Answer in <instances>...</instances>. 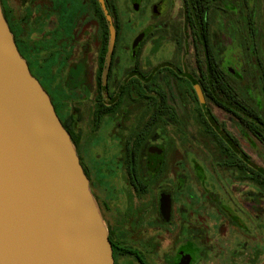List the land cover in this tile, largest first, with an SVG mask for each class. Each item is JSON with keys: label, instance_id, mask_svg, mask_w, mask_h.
Returning <instances> with one entry per match:
<instances>
[{"label": "flooded vegetation", "instance_id": "af4514ba", "mask_svg": "<svg viewBox=\"0 0 264 264\" xmlns=\"http://www.w3.org/2000/svg\"><path fill=\"white\" fill-rule=\"evenodd\" d=\"M102 1L113 27L110 5L117 17V33L114 27L115 42L104 82L109 29L100 0H24L20 7L13 0H0V6L18 53L47 93L60 123L69 121L73 146L89 188L94 184L89 150L98 143L99 132L111 125L108 136L117 141V161L128 186L138 198L146 196L144 199L152 197L154 190L153 206L142 208H153L157 224L170 226L175 212L172 189L162 188L161 183L171 171L169 154L171 157L180 152L185 145L195 149L185 126L196 124L221 157L219 166L234 170L240 179L238 168L242 162L253 169L261 167L246 154L242 141L244 136L264 148L258 140L260 133L264 134V0H177L176 7L168 1L161 7L159 0L150 6V18L159 22V28L147 33L144 28L123 48H119L122 15L118 5L114 0ZM142 1H130L133 12H139ZM169 5L174 14L162 22L160 19L170 11ZM100 11L107 28V46L99 73L103 39ZM218 20L225 24L224 31L237 40L246 84L218 61L212 38ZM159 36L168 43L170 50L164 54L169 56L142 66L145 46ZM125 53L128 65L112 82L116 55ZM89 56L93 64L86 79ZM211 56L214 66L210 64ZM211 73H216L217 80L212 82ZM170 84L180 108L171 102ZM86 87L88 97L80 90ZM243 88H247L245 93ZM242 180L257 188L248 179ZM185 223L175 222L177 235L164 256L166 264H196L207 254L205 230ZM118 224L107 229L113 264H118L119 258L150 264L146 257L148 245L128 246L126 228L121 231Z\"/></svg>", "mask_w": 264, "mask_h": 264}, {"label": "rangeland", "instance_id": "374dc122", "mask_svg": "<svg viewBox=\"0 0 264 264\" xmlns=\"http://www.w3.org/2000/svg\"><path fill=\"white\" fill-rule=\"evenodd\" d=\"M13 1L16 7H20L24 2ZM114 1L122 15L119 48L126 47L131 38L144 28L145 33L159 28V22L150 18V6L159 0H143L139 12L136 13L131 8V0ZM161 1V7L166 1L169 4L173 3L174 7L178 3L177 0ZM169 9L171 12L165 13L160 19L162 22L166 21L167 15L173 16L170 5ZM160 27L164 31L165 25ZM224 27L225 24L218 20L212 34L218 61L226 71H233L245 79L241 67L243 56L237 40L234 35L226 33ZM162 34L165 35L163 32ZM91 40L93 43L94 38ZM169 50L170 47L163 37L150 40L144 48L142 66H150L157 60H164L169 56L164 53ZM92 64L93 58L89 56L86 79L89 77ZM125 65H128L126 53L119 56L117 54L112 70V82L121 75ZM244 79L243 82L246 84ZM168 88L171 89V102L180 108V101L171 84ZM80 90L84 96H90L88 87ZM245 90L247 88H243L244 93ZM216 114L218 115V112ZM110 127L111 125H108L99 132L98 143L93 144L89 150L93 160L89 170L94 183L90 191L95 196L93 198L107 229L119 222L117 229L123 231L126 228L128 246L144 248L147 244L149 253L146 257L149 263L166 264L167 258L164 256L169 252L177 235L175 222L183 220L186 225L200 226L203 231L205 230L207 254L197 260L196 264H264V192L250 183L243 182L244 180L237 177L234 170L221 168L218 164L221 157L215 151L213 143L209 142L204 134L199 133L196 124H193V127L185 126L189 129L187 134L195 149L185 145L180 147V152L174 153L171 157L169 154L171 171L169 169L165 182L161 183L162 188L172 189L175 212L173 224L170 226H159L157 220L153 219L154 209L142 208L153 206L151 199L154 190L151 193L152 197L149 198L148 195L147 199H144L146 196L138 198L136 192L128 186L127 178L125 179V174L117 161V141L108 136ZM190 130L193 134H190ZM242 147L246 154L264 169V148L256 146L250 139H244V136ZM187 166L188 172H193L191 178ZM182 179L185 180L184 183L181 182ZM176 180H179L178 184ZM118 264L134 262L130 258L126 261L119 258Z\"/></svg>", "mask_w": 264, "mask_h": 264}, {"label": "water", "instance_id": "95a60500", "mask_svg": "<svg viewBox=\"0 0 264 264\" xmlns=\"http://www.w3.org/2000/svg\"><path fill=\"white\" fill-rule=\"evenodd\" d=\"M100 2L109 29L104 82L115 31ZM0 264H113L75 148L18 53L1 6Z\"/></svg>", "mask_w": 264, "mask_h": 264}, {"label": "trees", "instance_id": "16d2710c", "mask_svg": "<svg viewBox=\"0 0 264 264\" xmlns=\"http://www.w3.org/2000/svg\"><path fill=\"white\" fill-rule=\"evenodd\" d=\"M110 7L113 10L114 27H115V30H116V33H117V26H116L117 25V17H116V12H115V9H114V7L112 5H110ZM2 15H3L4 19H5V16H4L3 12H2ZM100 20H101V23L103 25V39H102L101 47H100V49H101V55H100V60H99V64H100V66H99V73H100V70H101V65L103 64L104 52H105V49H106V46H107V28H106V25H105V20H104L102 14H101V11H100ZM210 64H211V66H214L215 65L212 56L210 57ZM30 74L32 75L31 72H30ZM215 75H216V73H211V77H212L211 80H212V82L214 80H217L216 77H214ZM215 86L218 87V82L215 83ZM246 113H248V115H250V112L249 111H246ZM61 125L64 128V130L68 133L72 144H74L73 143V136H72L70 130L68 129L69 121L63 122V123L61 121ZM258 140H259L260 144H263L264 145V134H261L260 133V135L258 137ZM238 169L241 171V178L242 179H248L255 186H257V188L259 190H261L262 192H264V169L262 167H258V168L253 169L250 166H248V165H246L245 163L242 162L241 166ZM137 258L141 260V257L139 255L137 256Z\"/></svg>", "mask_w": 264, "mask_h": 264}]
</instances>
